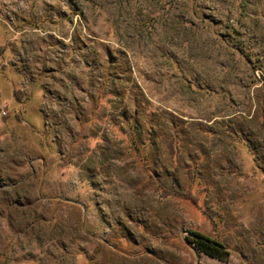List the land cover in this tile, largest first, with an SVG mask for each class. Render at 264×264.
<instances>
[{"label":"rangeland","instance_id":"rangeland-1","mask_svg":"<svg viewBox=\"0 0 264 264\" xmlns=\"http://www.w3.org/2000/svg\"><path fill=\"white\" fill-rule=\"evenodd\" d=\"M0 264H264V0H0Z\"/></svg>","mask_w":264,"mask_h":264},{"label":"trees","instance_id":"trees-1","mask_svg":"<svg viewBox=\"0 0 264 264\" xmlns=\"http://www.w3.org/2000/svg\"><path fill=\"white\" fill-rule=\"evenodd\" d=\"M169 147L171 152L174 154L176 151V146L173 140L169 142ZM189 196L191 197L190 193ZM196 235V241L204 252L211 255H217L223 252H227L225 245L219 240L200 233H197Z\"/></svg>","mask_w":264,"mask_h":264}]
</instances>
